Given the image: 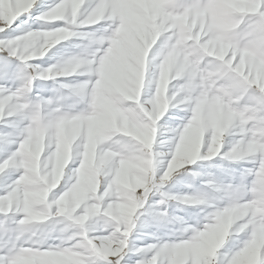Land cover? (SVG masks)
I'll use <instances>...</instances> for the list:
<instances>
[{
  "label": "clouds",
  "instance_id": "clouds-1",
  "mask_svg": "<svg viewBox=\"0 0 264 264\" xmlns=\"http://www.w3.org/2000/svg\"><path fill=\"white\" fill-rule=\"evenodd\" d=\"M144 7L62 0L0 39L17 84L0 85V185L18 176L0 196V264L264 261L260 0Z\"/></svg>",
  "mask_w": 264,
  "mask_h": 264
},
{
  "label": "snow or ice",
  "instance_id": "snow-or-ice-1",
  "mask_svg": "<svg viewBox=\"0 0 264 264\" xmlns=\"http://www.w3.org/2000/svg\"><path fill=\"white\" fill-rule=\"evenodd\" d=\"M62 0H52V3L48 5V7L43 11H37L35 15H33L34 11L39 8V5L41 3V0H36V3L33 4L32 7L28 8L25 7V2H21V0H11V6L8 7L7 10H5L3 7H0V16H3L4 19L9 20L11 19L12 23L10 27L3 28L2 31H0V39H11L16 36H23L27 31L33 30L34 27H32L31 24L28 23V20H33L34 22L38 21L40 19V16L43 12H47L52 8H55L58 4H60ZM69 3H72L73 0H68ZM118 3V11L120 12V15L122 17H128L132 15L133 13H136V4L131 3L130 0H116ZM168 3L173 4H181L182 0H166ZM261 3V11L264 12V0H260ZM147 15V13H146ZM24 17H27L28 20L24 19ZM60 23H57V27L64 26L63 21H58ZM31 26V27H29ZM38 58V59H42ZM37 60V59H36ZM35 61V60H34ZM31 63H34L33 61H30ZM15 77V64L11 63L10 61L0 58V85L7 86L11 91H15L12 87L9 86V81L14 82ZM6 125L3 123H0V128L5 127ZM16 147H19V145H15L13 147V151ZM4 158H0V163H3ZM18 176H15L12 178V180H9L8 183L0 185V196H7L9 192L11 191V184L15 179H17ZM2 216V214H0ZM171 239V238H169ZM165 237H161L160 242L163 243L165 240ZM187 239V238H185ZM261 264H264V261L261 262Z\"/></svg>",
  "mask_w": 264,
  "mask_h": 264
},
{
  "label": "rangeland",
  "instance_id": "rangeland-1",
  "mask_svg": "<svg viewBox=\"0 0 264 264\" xmlns=\"http://www.w3.org/2000/svg\"><path fill=\"white\" fill-rule=\"evenodd\" d=\"M21 2H25V0H21ZM130 2L134 3L136 5L145 6L144 7V11L146 13H150L152 10L149 9L148 7H146V6L148 4L156 3V2H158V0H130ZM51 3H52V0H41L39 8L34 11L33 15H35L37 11L45 10L48 7V5L51 4ZM4 4H8V6L10 7L11 6V0H0V6H2ZM132 15L135 16L136 13H133ZM24 19L28 20L27 17H24ZM28 23L31 24L32 27H34V28L39 26V24L37 22H34L33 20H28ZM56 23H60V22H56ZM77 39L78 38H75V37L72 38L73 41H76ZM69 43H71V41H63V42H61L60 45H57L56 48L53 49V51H56L57 49H60L62 47V45L69 44ZM51 56H52V54L49 53V55L43 57L42 59H37V60H35L33 62L34 63L43 64V65L47 66L48 64L55 62V60L52 59ZM40 84L50 85L51 81H44V82L38 81L37 85H40ZM9 86L12 87L13 89H15L17 84L15 82H13V81H9ZM38 91H40V88L39 87H34L33 95H35L36 92H38ZM41 94L42 95H48L49 93L47 91H44ZM192 167H195V166H192ZM14 177L15 176H13V178ZM0 190H2V189H0ZM165 237H166V239L173 238V237H170V236H165ZM147 241H153V238L149 237L146 241H137V244L138 243L139 244L146 243ZM135 259H138V257L135 254H132V253H130L128 257H125V260L128 261V264H133V261ZM50 264H60V262L59 261H51Z\"/></svg>",
  "mask_w": 264,
  "mask_h": 264
},
{
  "label": "bare ground",
  "instance_id": "bare-ground-1",
  "mask_svg": "<svg viewBox=\"0 0 264 264\" xmlns=\"http://www.w3.org/2000/svg\"><path fill=\"white\" fill-rule=\"evenodd\" d=\"M165 239H166V237H165ZM147 242H148V243H150V242L152 243V242H154V240H153V241H147ZM138 244H139V243H138Z\"/></svg>",
  "mask_w": 264,
  "mask_h": 264
}]
</instances>
